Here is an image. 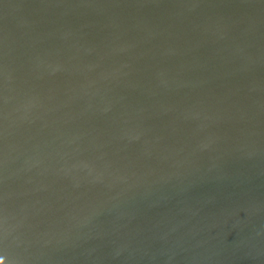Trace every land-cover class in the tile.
<instances>
[{
  "label": "water",
  "instance_id": "95a60500",
  "mask_svg": "<svg viewBox=\"0 0 264 264\" xmlns=\"http://www.w3.org/2000/svg\"><path fill=\"white\" fill-rule=\"evenodd\" d=\"M0 264H264V0H0Z\"/></svg>",
  "mask_w": 264,
  "mask_h": 264
},
{
  "label": "rangeland",
  "instance_id": "374dc122",
  "mask_svg": "<svg viewBox=\"0 0 264 264\" xmlns=\"http://www.w3.org/2000/svg\"><path fill=\"white\" fill-rule=\"evenodd\" d=\"M223 241H224V239H219V240H218V242H219V243H223ZM210 249H211V248H210V247H208V248H206V250H205V251H210ZM257 250H258V249H257V247H256V246H254V247L251 249V252L253 251V252H255L254 254H257V253H256V252H257ZM211 252H212V250H211Z\"/></svg>",
  "mask_w": 264,
  "mask_h": 264
}]
</instances>
